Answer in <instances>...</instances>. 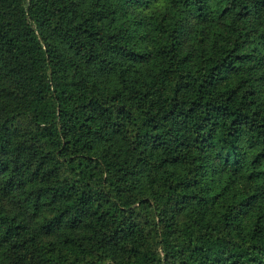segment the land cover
<instances>
[{
  "label": "trees",
  "instance_id": "1",
  "mask_svg": "<svg viewBox=\"0 0 264 264\" xmlns=\"http://www.w3.org/2000/svg\"><path fill=\"white\" fill-rule=\"evenodd\" d=\"M0 264H264V0H0Z\"/></svg>",
  "mask_w": 264,
  "mask_h": 264
}]
</instances>
